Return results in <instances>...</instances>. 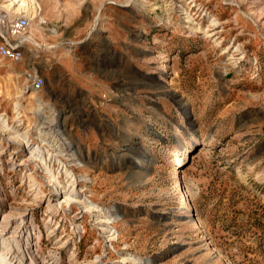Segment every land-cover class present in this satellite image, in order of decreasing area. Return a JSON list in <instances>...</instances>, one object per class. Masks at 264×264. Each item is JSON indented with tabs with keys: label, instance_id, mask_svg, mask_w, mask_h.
Segmentation results:
<instances>
[{
	"label": "rangeland",
	"instance_id": "obj_1",
	"mask_svg": "<svg viewBox=\"0 0 264 264\" xmlns=\"http://www.w3.org/2000/svg\"><path fill=\"white\" fill-rule=\"evenodd\" d=\"M11 1L0 264H264V0Z\"/></svg>",
	"mask_w": 264,
	"mask_h": 264
},
{
	"label": "built area",
	"instance_id": "obj_2",
	"mask_svg": "<svg viewBox=\"0 0 264 264\" xmlns=\"http://www.w3.org/2000/svg\"><path fill=\"white\" fill-rule=\"evenodd\" d=\"M30 19L25 15L0 18V56L17 62L24 57L30 30ZM31 88L39 90L43 86L41 77L31 79Z\"/></svg>",
	"mask_w": 264,
	"mask_h": 264
},
{
	"label": "bare ground",
	"instance_id": "obj_3",
	"mask_svg": "<svg viewBox=\"0 0 264 264\" xmlns=\"http://www.w3.org/2000/svg\"><path fill=\"white\" fill-rule=\"evenodd\" d=\"M8 1V0H7ZM10 1V0H9ZM16 3V4H19V6H21V7H23V6H25V0H13V1H11V3ZM2 6V5H1ZM7 8V7H6ZM58 111V110H57ZM63 129V128H62ZM140 156V155H139ZM179 199H181L182 200V205L181 206H179V210L181 211V210H185V209H187L188 210V204H187V201H186V198H185V195H184V192L183 191H181V194H180V197H179Z\"/></svg>",
	"mask_w": 264,
	"mask_h": 264
}]
</instances>
